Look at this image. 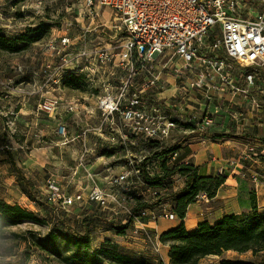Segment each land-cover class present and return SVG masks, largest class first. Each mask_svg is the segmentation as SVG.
Segmentation results:
<instances>
[{
    "label": "built area",
    "instance_id": "obj_1",
    "mask_svg": "<svg viewBox=\"0 0 264 264\" xmlns=\"http://www.w3.org/2000/svg\"><path fill=\"white\" fill-rule=\"evenodd\" d=\"M83 1L76 34L65 33L49 43L58 62L43 64L37 75V111L53 116L55 134L66 138L64 118L80 120L72 140L82 146L77 171L93 184L85 195L67 194L47 179V204L54 211L89 206L111 222L130 215L132 194L139 197L142 190L150 205L164 198L170 190L150 187L146 180L162 178L163 163L169 168L189 163L179 161L178 151L150 160L149 144L160 151L192 138L241 141L239 159L264 158V0ZM102 8L111 11L107 22L99 20ZM70 76L96 100L94 108L56 91L66 88ZM93 142L108 154L100 159L118 168H105L99 186L87 167L86 146ZM169 179L170 192L186 182L179 174ZM251 181L256 188L261 185L255 176ZM200 200L207 202V196L199 194L195 202ZM172 205L163 202L159 213L140 211L132 219L129 238H141L159 253V234L145 230L143 219L173 221Z\"/></svg>",
    "mask_w": 264,
    "mask_h": 264
},
{
    "label": "rangeland",
    "instance_id": "obj_2",
    "mask_svg": "<svg viewBox=\"0 0 264 264\" xmlns=\"http://www.w3.org/2000/svg\"><path fill=\"white\" fill-rule=\"evenodd\" d=\"M80 12H84L83 0H0V36L6 38L11 42L13 51L0 50V93H8L11 89H18L20 91H35L37 88V80H41L40 73L43 64L52 65L57 64L58 60L54 50L47 47L50 42H53L56 37L65 33L76 34L79 22ZM98 12H111L106 8L99 9ZM104 14L103 17H99L102 22L109 21V14ZM78 20V22L76 21ZM85 24L86 22L83 21ZM71 24V25H70ZM113 24L108 22V26ZM40 32V40L36 43H32L28 46H24L21 42H18V38L22 35H28L35 33L38 35ZM55 44L54 42L52 43ZM62 95L68 99H73L75 102L82 103V105H88L91 108L95 106V99L86 96L81 91H72L70 89H59ZM18 108V107H17ZM13 111H18L16 108L7 113L5 117H0L4 122L11 121L14 118L11 114ZM42 115V114H41ZM62 116H67L61 114ZM96 115V114H95ZM43 116V115H42ZM79 117L80 114H79ZM64 118L66 124V138H60L55 134L56 122L51 118L44 116L43 120L45 125L37 129L27 127L25 130H14L12 125L6 126V131L3 132V140L0 141V147L3 150L0 151V200L10 204L18 205L21 208L32 212L39 221L24 222L14 227H8L4 230L0 237V263L11 264H61L56 259L47 255L45 252L40 251L36 247V240H40L45 237L49 230L53 227L56 229L64 230L66 226L73 230L79 231L81 229V222L83 218H95L90 223L91 232V248L96 249L100 247L106 240L116 245L120 252L130 256L143 260L147 264H165V251L168 249V244L161 243L159 253H150L145 247H151L147 242L139 243L135 238H129L131 236L132 225L127 229L126 234L129 236L123 240L121 237L114 233L113 230L106 224L105 217L95 211L94 208L89 206L79 207L77 205L71 207L68 212L54 211L55 206L47 204V193L45 189V182L51 178L54 183L62 189L64 193L75 194L76 192H85L93 184L87 180V174L78 169V157L82 151V146L77 141H72L80 131V120L77 117L67 119ZM84 119V118H83ZM68 120V121H67ZM55 122V123H54ZM96 120L94 125L97 124ZM54 124V125H53ZM93 124V123H91ZM40 131V132H38ZM2 136V135H1ZM41 136V143L35 144V148H40L42 154L34 155L30 157L31 164L35 167H30L31 172V190L36 198L35 202L30 201L26 195L20 191L18 181L14 177V169L8 161L7 153L10 154L14 149H18L17 145L25 142L27 146L32 147L31 143L34 139ZM91 138L94 135H90ZM80 144V145H79ZM6 146V148H5ZM166 148L170 147L164 145ZM162 146V147H164ZM88 149L87 161L90 167L89 172L93 177L96 185L103 181L106 173L104 169L111 166L113 171H117V166L112 164V161H107L106 158L100 159V154L104 151L101 147H95V143H90L86 146ZM25 149V148H24ZM148 151V158L151 160L157 156L158 148L152 144L146 147ZM163 150V149H162ZM15 152V151H14ZM17 152V151H16ZM28 153V152H27ZM17 157V155L15 154ZM22 161L27 160L23 155L20 156ZM12 159V157H11ZM233 165L226 163V171L234 166L239 169L238 176L241 183H245L246 187L243 191H250L248 194L255 195L257 206L260 209L264 208V158L254 160L239 159V155L231 157ZM13 160V159H12ZM21 160H17L19 167L23 173L24 165ZM38 162L43 164V167H38ZM37 166V167H36ZM230 168V169H229ZM77 171V175L73 174V171ZM225 169H220L219 172L224 174ZM13 175V176H12ZM257 177L258 181L262 185L255 187L251 179ZM236 177V176H235ZM233 176V178H235ZM169 190H172V183L170 179L167 181ZM239 183V182H237ZM91 185V186H90ZM99 186V185H98ZM262 189V190H260ZM258 191V194H256ZM139 198L145 201H151L146 193L140 191ZM241 199V198H240ZM157 202V200L155 201ZM100 214L101 216H99ZM96 218H101L97 220ZM127 216L121 214L120 217L113 218L111 224H118L122 226L125 224ZM141 239V238H136ZM133 243L140 244L139 247H133ZM162 245L165 248H162ZM241 261V262H261L264 260V253L253 257L251 253L236 254L228 252L221 257L206 258L202 264H208L209 262H218L221 260Z\"/></svg>",
    "mask_w": 264,
    "mask_h": 264
},
{
    "label": "trees",
    "instance_id": "obj_3",
    "mask_svg": "<svg viewBox=\"0 0 264 264\" xmlns=\"http://www.w3.org/2000/svg\"><path fill=\"white\" fill-rule=\"evenodd\" d=\"M40 35V32L38 35L35 33L22 35L18 38V42L28 46L39 41ZM13 49L18 50V48L11 47L9 40L0 36V50L13 51ZM64 86L72 91H85L83 86L71 76L66 79ZM212 137L221 138L222 135L213 134ZM149 145L152 146V144ZM179 149L180 144H175L170 148L160 150L155 157H167L168 154L177 152ZM7 157L14 169L20 191L30 201L35 202L31 181L17 168L9 153H7ZM162 167L165 173L162 178L146 180L150 187L169 189L166 181L175 174L186 177L184 187L177 192H166L164 198L152 205L132 194L133 205L125 224L119 226L111 224V222L106 223L116 235H124L132 224L133 217L138 216L140 211L158 208L163 202L169 201L173 203L172 213L180 220L177 227L159 235L160 241L168 244L169 264H199L202 259L221 257L228 252L251 253L253 257L264 253V208L260 209L257 206L255 195L249 197L250 208L248 211L224 215L213 224L203 221L194 231L188 232L183 224L188 206L193 204L196 196L201 193H204L209 199L213 198L217 190L224 184L226 177L223 175L199 176L197 168L190 164L169 168L163 163ZM95 211L98 212L97 209ZM96 219L100 220L101 218ZM93 220L95 218H83L79 231L67 226L64 230L52 227L44 238L36 240V247L61 264H147L143 260L123 254L109 240H106L100 247L92 249L90 223ZM39 221L32 212L0 200V237L8 227H14L24 222L39 223ZM218 264H264V260L241 262L221 259Z\"/></svg>",
    "mask_w": 264,
    "mask_h": 264
},
{
    "label": "crops",
    "instance_id": "obj_4",
    "mask_svg": "<svg viewBox=\"0 0 264 264\" xmlns=\"http://www.w3.org/2000/svg\"><path fill=\"white\" fill-rule=\"evenodd\" d=\"M105 13L106 12H104L103 15ZM106 14L108 15L109 13ZM39 101L40 94L29 95L27 91H20L18 89H11L5 94L0 93V117H5V115L10 113V111L14 108L18 110L13 111V114L11 115L14 118H12L9 122L5 123L4 120L0 118V141L3 139V132L6 131L5 129L8 125H12L14 130H17V128L25 130V128L29 126L30 128L37 129L38 125L39 127L45 125V121L43 120L45 115L42 114V116L41 113L37 111ZM40 139L41 136L34 139V141H32L33 143H31L32 147L27 146V144L23 142L21 145H17L18 149H14L13 152H11V157L17 167H19L17 160L22 161L20 158L21 155L27 158V160L22 161V165H24V169L22 171L23 175L30 181H32V170L30 167H35L34 164H31L30 157H33L34 155H39L38 157H41V149L34 147L35 144L41 143ZM240 145H242L241 141L218 140L211 142L207 140L201 141L198 138H192L188 142L180 145V149L178 150L179 161H187L190 165L196 167L199 176H216L218 175L220 169H225L224 174L221 175L226 177L224 184L217 190L213 198L209 199L207 197V202L200 200L188 206L185 218L183 219L186 231H194L198 224L203 221L213 224L224 215L239 214L249 210L250 196L248 194L250 191H243L246 184L241 183L240 181V177L238 176L240 170H237L238 167L234 166V169L229 168L230 170L226 171V163H230V166L233 165L231 157H235V155L241 151L242 147ZM1 150H3L2 146L0 147V151ZM251 161L255 163L254 160H250V162ZM35 165H38L39 168L43 167L41 162H38ZM87 167H92V165H88ZM233 176L236 177L233 178ZM12 178L16 179L15 176ZM260 186L262 187V185ZM256 194H258V191ZM154 211L159 213L158 208H155ZM179 223L180 220H178V218L173 221L158 220L157 222H152L149 217H146L143 219L142 225L145 230L157 232L160 235L163 232L177 227ZM134 240H138L139 243H145L142 239ZM139 243H133V247H139ZM145 248L146 250H149L150 253H154L151 247L148 246ZM162 248H165V246L162 245ZM204 260L205 259H202L199 264H202ZM164 263L169 264L168 249L165 251ZM208 264H217V262H209Z\"/></svg>",
    "mask_w": 264,
    "mask_h": 264
}]
</instances>
